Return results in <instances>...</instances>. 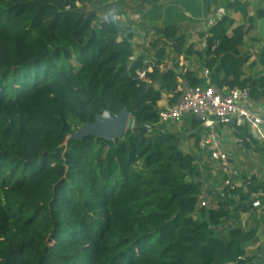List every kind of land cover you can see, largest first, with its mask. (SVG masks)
Masks as SVG:
<instances>
[{
  "label": "trees",
  "instance_id": "16d2710c",
  "mask_svg": "<svg viewBox=\"0 0 264 264\" xmlns=\"http://www.w3.org/2000/svg\"><path fill=\"white\" fill-rule=\"evenodd\" d=\"M99 1L0 0V264H243L256 228H224L226 208L199 206L197 156L181 148L184 137L198 147L200 121L186 118L196 129L187 136L156 124L162 93L173 105L181 82L203 84L176 62L166 68L167 42L173 61L191 47L178 25H166L157 30L164 45L146 63L133 56V33L119 39L117 21L88 8ZM229 6L245 15L248 2ZM244 34L230 16L216 19L204 67L220 91L247 87L259 99L264 78L243 71ZM124 108L131 117L122 138L69 137ZM234 132L254 143L246 127ZM250 181L246 191L224 187L240 210L258 191Z\"/></svg>",
  "mask_w": 264,
  "mask_h": 264
},
{
  "label": "crops",
  "instance_id": "0c3cea01",
  "mask_svg": "<svg viewBox=\"0 0 264 264\" xmlns=\"http://www.w3.org/2000/svg\"><path fill=\"white\" fill-rule=\"evenodd\" d=\"M233 1L235 0H107L104 5L107 4L106 12L115 9L118 16L123 18L122 21L117 20L120 28L119 36L123 32L124 35L121 37H125L128 31L133 33V56H142L146 63L155 61L152 57L156 54V49L161 48L165 43V39L160 38L157 30L170 24L178 25L179 34L186 39L185 48L190 46L192 53L185 57L188 60L186 67L183 65L185 59L183 54L172 60L173 53L170 51V43L167 42L169 46L167 45L164 54L167 59L165 60L166 68L173 67V63L176 62L175 70L178 73L190 71L197 78H202L203 52L206 49L208 28L219 17L228 15L234 20V24L245 25V34L239 47L240 56L248 57L243 66L245 75L257 79L264 78V56L261 55L264 52V0H247L245 15L230 10L229 5ZM144 28H146L145 31ZM140 32L142 36L146 35L150 40L148 43L144 41L137 43ZM158 38L160 43L154 46L152 41ZM170 97V94L162 93V98L157 103L159 111L174 105L169 103ZM247 106L256 113L264 114V96L259 99L249 98ZM189 116L192 115H186L179 126L185 129L184 136L196 131L195 128L187 127L185 123ZM234 127L233 124H218L215 127L220 135L222 148L230 159L231 178L241 184L246 178L254 177L255 186L259 187L258 191L250 194L247 210L237 208L240 198L224 188L222 174L211 160L209 152L198 146L190 151L197 156L202 175L200 201L205 200L208 208L224 207L229 211L223 223L224 228L235 226H241L243 229L256 228V241L244 245L247 259L243 264H264V192H262L264 191V139L255 137L247 128L254 143H239ZM245 164L254 168L247 170ZM256 199L259 200L260 205L251 206Z\"/></svg>",
  "mask_w": 264,
  "mask_h": 264
},
{
  "label": "built area",
  "instance_id": "2783aa9c",
  "mask_svg": "<svg viewBox=\"0 0 264 264\" xmlns=\"http://www.w3.org/2000/svg\"><path fill=\"white\" fill-rule=\"evenodd\" d=\"M216 45L217 42H214L211 49ZM201 75L202 85L190 86L181 82L179 98L173 106L158 112L156 124L168 126L179 123L186 115L194 116L202 126L198 146L209 152L211 160L223 176V186L232 191H246L251 181L248 178L239 184L232 180L230 159L222 148L221 138L215 127L218 124L246 127L255 137L264 139V114L256 113L247 106L249 88L233 87L227 92H222L212 84L208 68L203 67ZM238 142L242 140L238 139ZM259 205L258 199L252 202L253 207ZM199 206H207V202L199 201Z\"/></svg>",
  "mask_w": 264,
  "mask_h": 264
},
{
  "label": "water",
  "instance_id": "95a60500",
  "mask_svg": "<svg viewBox=\"0 0 264 264\" xmlns=\"http://www.w3.org/2000/svg\"><path fill=\"white\" fill-rule=\"evenodd\" d=\"M128 33L129 31L125 37L128 36ZM130 117L131 115L127 108H124L116 115H111L108 111H104L93 122L82 124L69 137L75 140H81L88 136L101 137L109 140L122 138L128 128Z\"/></svg>",
  "mask_w": 264,
  "mask_h": 264
},
{
  "label": "rangeland",
  "instance_id": "374dc122",
  "mask_svg": "<svg viewBox=\"0 0 264 264\" xmlns=\"http://www.w3.org/2000/svg\"><path fill=\"white\" fill-rule=\"evenodd\" d=\"M106 1L107 0H100L99 3H96V4H94L92 2H90V4H89V2H87V6H88L89 9H91V8L94 9L99 14V17H103V15L106 13V9H107V4H106V6L104 5ZM120 20L122 21L123 18H121V16L119 15L118 21H120ZM158 24H161V23H158ZM145 30H146V28H144V31ZM122 35H124V32L118 38L119 39L122 38L121 37ZM139 35H140V38H137V40H136L137 43L138 42L141 43L140 41H144L145 43H148L150 41V40L147 39V36L146 35L145 36H142L141 35V32L139 33ZM154 36H155V34H154ZM72 63L74 64L75 67H77V64L75 63V61H72ZM181 124H182V121H180L179 123H176V125L175 124H172V125H169V126H167L165 128L170 129V130L180 131V133L183 135V129H182L183 127L182 126L179 127ZM181 143H182L181 144V148L184 151H190V150H193L194 147H196L194 145V141H193L192 138H188V137L185 138L184 137V139L182 140ZM245 167L247 168V170L254 168V167H252V166H250L248 164H245ZM246 179H248V178H246Z\"/></svg>",
  "mask_w": 264,
  "mask_h": 264
},
{
  "label": "clouds",
  "instance_id": "9594fccd",
  "mask_svg": "<svg viewBox=\"0 0 264 264\" xmlns=\"http://www.w3.org/2000/svg\"><path fill=\"white\" fill-rule=\"evenodd\" d=\"M119 19L118 13L115 9H110L108 10L104 15H103V20L106 23H116V21Z\"/></svg>",
  "mask_w": 264,
  "mask_h": 264
}]
</instances>
